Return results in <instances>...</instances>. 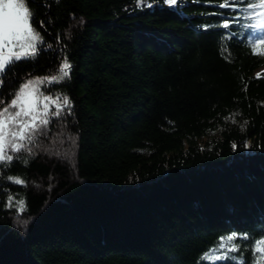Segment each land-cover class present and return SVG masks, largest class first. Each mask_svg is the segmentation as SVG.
Listing matches in <instances>:
<instances>
[{"label":"trees","instance_id":"trees-1","mask_svg":"<svg viewBox=\"0 0 264 264\" xmlns=\"http://www.w3.org/2000/svg\"><path fill=\"white\" fill-rule=\"evenodd\" d=\"M219 2L28 0L43 43L0 76V108L65 58L69 76L41 89L71 107L0 164V264H208L233 232L248 239L216 264H252L264 56L251 46L264 31L247 27L246 5Z\"/></svg>","mask_w":264,"mask_h":264},{"label":"snow or ice","instance_id":"snow-or-ice-1","mask_svg":"<svg viewBox=\"0 0 264 264\" xmlns=\"http://www.w3.org/2000/svg\"><path fill=\"white\" fill-rule=\"evenodd\" d=\"M164 2L169 7L178 4V0ZM137 3L139 5L142 0H137ZM241 4L246 5L244 9L248 13L246 18L254 21L247 27L255 31H264V0H221L217 7L237 11V6ZM257 17L260 19H256ZM32 19L33 13L28 6V0H0V76H3L6 69L15 62L35 59L38 55V45L43 43V38L33 27ZM239 19L238 16L232 17L231 20L225 19L218 27L227 30ZM251 54L264 56V39L252 44ZM70 69L71 65L65 58L59 66L58 75L38 77L21 83L10 102L0 108V164H10L14 159L11 153L30 151L28 146L34 141L35 134L51 122L50 116H59L65 108L71 107V101L66 95L53 97L40 91V86L45 83L58 84L63 81L69 76ZM2 84L3 80H0V85ZM0 103L3 101L0 100ZM8 179L15 184L24 183L19 178ZM11 201L12 197L9 196V202ZM19 204L22 211L23 201ZM239 239H248V236L247 234L239 236L233 232L220 237L217 246L207 250L201 259L208 264L236 260L237 258L230 253L240 251V246L235 243ZM252 252L254 256L252 264H264V239L254 242Z\"/></svg>","mask_w":264,"mask_h":264},{"label":"rangeland","instance_id":"rangeland-1","mask_svg":"<svg viewBox=\"0 0 264 264\" xmlns=\"http://www.w3.org/2000/svg\"><path fill=\"white\" fill-rule=\"evenodd\" d=\"M0 80H1V77H0ZM42 86V85H41ZM41 86H40V91L44 94V95H47L45 94V92L41 89ZM0 88H1V85H0Z\"/></svg>","mask_w":264,"mask_h":264}]
</instances>
